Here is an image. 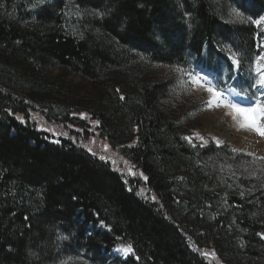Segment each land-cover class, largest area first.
Here are the masks:
<instances>
[{
    "label": "trees",
    "instance_id": "1",
    "mask_svg": "<svg viewBox=\"0 0 264 264\" xmlns=\"http://www.w3.org/2000/svg\"><path fill=\"white\" fill-rule=\"evenodd\" d=\"M73 1L99 11L79 36L64 0L30 12L32 27L0 12V83L40 96V105L67 89L43 80L50 67L93 84L96 108L73 105L57 122L87 131L74 115L88 113L136 175L39 131L24 100L0 89V264H264V159L190 145L166 107L172 80L141 79L147 64L139 62L189 67L193 60L217 74L226 67L228 82L219 87L256 98L244 69L260 54L262 36L247 17L264 15V0ZM230 6L245 19L227 18ZM121 243L132 257L110 256Z\"/></svg>",
    "mask_w": 264,
    "mask_h": 264
},
{
    "label": "rangeland",
    "instance_id": "2",
    "mask_svg": "<svg viewBox=\"0 0 264 264\" xmlns=\"http://www.w3.org/2000/svg\"><path fill=\"white\" fill-rule=\"evenodd\" d=\"M4 1L6 0H0V12H8V15L14 14L15 16L20 14L19 20L22 24L27 27H32L34 22L30 19V12L43 9L46 5L56 0H43V3H40V0ZM64 2L66 4L65 16L68 18L69 28L73 34L78 36L83 34L85 31L84 27L88 26L89 20L99 15V11L92 12L91 10L79 8L73 0H64ZM214 2L217 3L218 0H214ZM232 9V6L228 8L227 18L229 19L235 18ZM257 27L262 36L258 46L260 54L254 56L250 64L244 69V74L252 84L255 79L258 78L256 72L257 60L261 55H264V24ZM94 33L99 39H107L99 30H95ZM228 54L232 58L233 52H231L230 49H228ZM139 62H145V64H147V67L144 69L145 74H141V79L145 78L149 81L158 82L172 80V92L170 93L171 96L168 98L166 107L171 111L174 118L180 121V124L183 126V131L187 130L185 137L192 138L191 142L186 139L190 145L202 147H206L210 144H214L217 147L229 146L231 150L233 148L238 149L239 151H236L237 153H243L245 155H248L247 153H253L254 155L248 156L257 159H259V157H264V138L257 136L253 132L237 130L232 117L226 114L228 110L225 108L205 109V103L209 99V94L203 88L195 87L190 84L188 82L189 77L177 72L175 70L177 67L164 64H151V61L146 60L145 57H141ZM181 68L193 74L199 73L201 76H208L219 89H221L219 87V80H224L225 83L228 82L229 71L226 67L223 68L221 74L212 73L206 71L201 64L192 60L189 67ZM136 69L137 65H132L128 69L127 74L129 76L135 75ZM237 70L231 73L235 78ZM112 73L111 71L108 77L112 76ZM41 75L43 80L47 79L51 83H56L57 87L63 84L66 85L67 89H62L61 91L65 95L58 97L54 95L48 99L50 101L45 97V101L43 100L46 102L44 103L45 105H40L39 101H41V97L38 95H33L31 98L28 92L11 90L1 83L0 89L7 93H11L18 99L24 100L25 104L28 106L29 120L39 131L51 134L56 140H71L89 153L99 158L103 157L104 160L112 164L115 170L123 173L125 176H135L136 173L133 171L132 167L121 157L118 151L112 149L104 139L98 136L94 130L96 123L92 122L93 119L88 113L81 112L74 115L78 120L76 124L82 123L83 121L90 124L89 126L82 125L87 131L81 127H69L57 122L61 120V118H65L67 110L73 105L79 104L77 107L81 110L96 108L97 102L93 99V97L96 96V91H94L95 87H92L93 84L91 85V83L77 74L54 66L50 67L48 70H44ZM113 76L115 77L114 79L119 80L120 84L127 86L128 89L131 90L129 79L125 77L122 78L120 72H114ZM253 89L257 97L264 101V89L259 88V86L253 87ZM223 90L225 94L229 95L230 99H234L237 102L242 101L243 106H249V104L257 98L250 99L241 94L237 97L234 94H229L228 90ZM197 133L199 136L203 137V141L197 138ZM214 138H218L223 143L218 146ZM143 189L147 193V190L145 188ZM121 246H128V244L121 243L112 250L110 256L125 260L133 256V252L128 255L118 252L117 249ZM205 257L213 262L216 261L215 257L210 255H205Z\"/></svg>",
    "mask_w": 264,
    "mask_h": 264
},
{
    "label": "snow or ice",
    "instance_id": "3",
    "mask_svg": "<svg viewBox=\"0 0 264 264\" xmlns=\"http://www.w3.org/2000/svg\"><path fill=\"white\" fill-rule=\"evenodd\" d=\"M43 3V0H40ZM233 15L239 19H245L244 13L237 8L232 9ZM251 22L260 26L264 24V15H261L258 19H252L247 17ZM232 62L238 68L240 65V60L237 58L236 54H232ZM177 72L187 75L189 77V83L195 87L203 88L208 94L209 99L205 103V109L212 108H225L227 109V115L232 117L237 130H244L248 132H253L257 136L264 138V101L257 97L249 106H243V102H237L234 99H230L228 94H225L223 89L217 88L216 84L208 78V76H201L199 73L193 74L192 72L186 71L181 67L175 69ZM256 72L258 78L255 79L252 87L259 86V88L264 89V55H261L256 64ZM229 94H234L235 96H240V93L236 92L235 89L229 88ZM245 95H247L245 93ZM197 138L203 141V137L196 134ZM185 139L191 142V137H185ZM216 144L219 146L223 142L218 138H214ZM232 151H239L233 148ZM248 155H254L253 153H247ZM103 159V157H101ZM259 159H264V157H259ZM243 195V193H241ZM264 237V234H261ZM61 239H67V237H61ZM118 252H122L124 255H128L133 252L132 246H121L117 249Z\"/></svg>",
    "mask_w": 264,
    "mask_h": 264
},
{
    "label": "water",
    "instance_id": "4",
    "mask_svg": "<svg viewBox=\"0 0 264 264\" xmlns=\"http://www.w3.org/2000/svg\"><path fill=\"white\" fill-rule=\"evenodd\" d=\"M128 245H130V244H128Z\"/></svg>",
    "mask_w": 264,
    "mask_h": 264
}]
</instances>
